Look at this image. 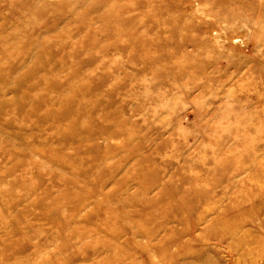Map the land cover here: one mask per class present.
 <instances>
[{
	"label": "rangeland",
	"instance_id": "rangeland-1",
	"mask_svg": "<svg viewBox=\"0 0 264 264\" xmlns=\"http://www.w3.org/2000/svg\"><path fill=\"white\" fill-rule=\"evenodd\" d=\"M217 2L0 0V264H264V0Z\"/></svg>",
	"mask_w": 264,
	"mask_h": 264
},
{
	"label": "bare ground",
	"instance_id": "bare-ground-1",
	"mask_svg": "<svg viewBox=\"0 0 264 264\" xmlns=\"http://www.w3.org/2000/svg\"><path fill=\"white\" fill-rule=\"evenodd\" d=\"M225 0H218V2L217 3H223ZM234 1H239V0H234ZM251 6V5H250ZM256 6L255 5H253L252 7H250V8H255ZM228 13H230V12H228ZM197 47H195V49H196Z\"/></svg>",
	"mask_w": 264,
	"mask_h": 264
}]
</instances>
